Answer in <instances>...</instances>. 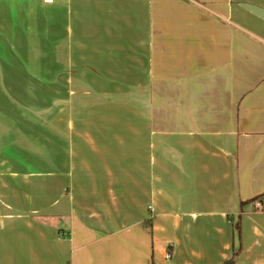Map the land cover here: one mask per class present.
I'll return each mask as SVG.
<instances>
[{
  "label": "crops",
  "instance_id": "0c3cea01",
  "mask_svg": "<svg viewBox=\"0 0 264 264\" xmlns=\"http://www.w3.org/2000/svg\"><path fill=\"white\" fill-rule=\"evenodd\" d=\"M233 257L264 264V0H0V264Z\"/></svg>",
  "mask_w": 264,
  "mask_h": 264
},
{
  "label": "water",
  "instance_id": "95a60500",
  "mask_svg": "<svg viewBox=\"0 0 264 264\" xmlns=\"http://www.w3.org/2000/svg\"><path fill=\"white\" fill-rule=\"evenodd\" d=\"M246 7L254 12H257V13H262L261 10L257 7H254V6H249V5H246Z\"/></svg>",
  "mask_w": 264,
  "mask_h": 264
},
{
  "label": "trees",
  "instance_id": "16d2710c",
  "mask_svg": "<svg viewBox=\"0 0 264 264\" xmlns=\"http://www.w3.org/2000/svg\"><path fill=\"white\" fill-rule=\"evenodd\" d=\"M224 264H234V257L225 262Z\"/></svg>",
  "mask_w": 264,
  "mask_h": 264
},
{
  "label": "built area",
  "instance_id": "2783aa9c",
  "mask_svg": "<svg viewBox=\"0 0 264 264\" xmlns=\"http://www.w3.org/2000/svg\"><path fill=\"white\" fill-rule=\"evenodd\" d=\"M56 0H46V2H54ZM258 205H260V203H258Z\"/></svg>",
  "mask_w": 264,
  "mask_h": 264
}]
</instances>
